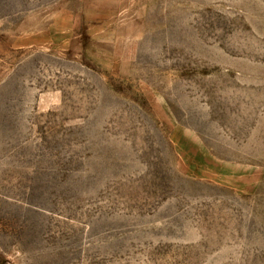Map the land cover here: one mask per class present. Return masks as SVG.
Returning <instances> with one entry per match:
<instances>
[{"label":"rangeland","instance_id":"1","mask_svg":"<svg viewBox=\"0 0 264 264\" xmlns=\"http://www.w3.org/2000/svg\"><path fill=\"white\" fill-rule=\"evenodd\" d=\"M0 264H264V0H0Z\"/></svg>","mask_w":264,"mask_h":264}]
</instances>
